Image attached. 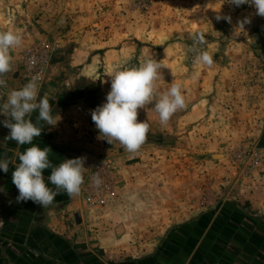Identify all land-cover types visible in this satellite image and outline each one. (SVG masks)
Here are the masks:
<instances>
[{
  "label": "crops",
  "instance_id": "obj_1",
  "mask_svg": "<svg viewBox=\"0 0 264 264\" xmlns=\"http://www.w3.org/2000/svg\"><path fill=\"white\" fill-rule=\"evenodd\" d=\"M241 30L249 36H238L235 46L250 49L252 63L264 65V21ZM19 33L22 46L11 50V71L0 77L5 81L0 103L27 83L20 74L22 54L46 43L31 32ZM54 43L57 49L38 89L59 121L43 125L33 144L49 146L56 166L85 157L84 183L79 195L62 192L45 208L31 200L17 202L12 173L19 154L32 145L5 140L10 129L2 121L10 118L0 115V159L11 161L7 173L0 169V264H264V72L188 78L190 108L183 120L192 128L185 138L192 141L193 127L200 123L201 147L192 155L197 166L178 167L182 154L163 153L151 135L136 153L101 138L91 119L97 99L78 90L80 80L97 75V58L66 37ZM224 101L242 113L225 131L217 114ZM244 145L251 146L258 163L238 162ZM207 155L220 159L201 160ZM100 157L111 160L118 183L104 205L89 207L82 190ZM50 174V169L43 172L54 187Z\"/></svg>",
  "mask_w": 264,
  "mask_h": 264
},
{
  "label": "rangeland",
  "instance_id": "obj_2",
  "mask_svg": "<svg viewBox=\"0 0 264 264\" xmlns=\"http://www.w3.org/2000/svg\"><path fill=\"white\" fill-rule=\"evenodd\" d=\"M250 9L255 8L248 4L236 7L227 0H0V30L17 29L23 34L31 32L42 37L46 42L42 46L50 47L47 50L49 63L46 74L52 52L57 49L53 44L58 38L66 37L86 47L89 54L97 58V75L93 81L80 80L78 90L96 98L100 106L106 102L111 88L110 76L115 71L138 66L150 58L162 65V78L157 81L161 93L176 82L182 84L185 96L190 82L188 78L197 72L199 75H262L264 65L252 63L253 59L247 57L250 49L235 46L239 43L238 36H249L247 31H240L239 21L245 17L250 19L251 22L243 29L264 21V17L250 13ZM218 13L230 16L231 23L217 20ZM197 32L205 34L206 43L199 46V50H207L213 56L212 67L194 63L190 34ZM245 50L248 53L242 58ZM24 54L19 72L23 76L26 75ZM225 103L223 110L217 113L224 131L242 114L233 111L232 105L225 106ZM154 104L155 101L138 109V122L145 117L149 124L147 138L155 137L161 144L160 151L165 154L174 150L182 154L183 157H177L178 167H186L187 162L197 166L196 157L192 155L200 152V123L193 127V140L187 136L186 142V129L192 128L186 127L183 120L190 108L189 103L186 102V108L176 112L166 125L160 123ZM250 147L244 145L239 148L238 162L254 161ZM98 159L109 160L106 157Z\"/></svg>",
  "mask_w": 264,
  "mask_h": 264
},
{
  "label": "clouds",
  "instance_id": "obj_3",
  "mask_svg": "<svg viewBox=\"0 0 264 264\" xmlns=\"http://www.w3.org/2000/svg\"><path fill=\"white\" fill-rule=\"evenodd\" d=\"M239 7L248 4L255 8V14L264 17V0H227ZM217 20L224 19L231 23L230 16L217 14ZM245 17L239 21V28L250 23ZM195 53L194 63L212 67L213 56L209 51H200L199 46L206 43L205 34L191 33ZM23 35L17 31H0V77L11 71V50L22 46ZM162 65L156 59H147L138 66L125 67L115 71L111 77V88L106 95V102L91 110V119L99 131L101 138L109 144L118 142L127 152L136 153L147 139L149 124L138 122V109L155 101L154 109L159 121L166 125L174 114L186 108V99L182 84L172 82L170 88L162 93L157 88V81L162 78ZM197 72L195 76H198ZM194 76V78H195ZM5 81L0 79V86ZM4 102L0 103V115L9 117L2 121L4 127L10 129L5 140L15 141L18 145H32L19 154V164L12 173V183L18 189L17 202L31 200L44 208L53 204L60 193L69 197L77 196L84 183L85 157L64 159L58 166L49 159L53 152L47 146L41 149L33 144L40 137L43 125L55 126L59 119L53 115L48 98L39 94L36 78H31L22 88L12 90ZM36 113L33 120V114ZM10 160L0 159V169L5 173L9 170ZM51 170L48 180L54 187L45 182L43 172ZM93 183L99 187L102 179L99 173L93 176ZM2 223V221H0Z\"/></svg>",
  "mask_w": 264,
  "mask_h": 264
},
{
  "label": "built area",
  "instance_id": "obj_4",
  "mask_svg": "<svg viewBox=\"0 0 264 264\" xmlns=\"http://www.w3.org/2000/svg\"><path fill=\"white\" fill-rule=\"evenodd\" d=\"M50 47L36 46L27 50L25 57V80L28 82L31 78H36L37 86L42 85L45 79L46 68L49 63L47 50ZM257 155H254V161L258 163ZM99 173L102 184L97 187L93 183V176ZM118 183V177L115 174V168L110 160L98 159L89 173L85 186L82 190L83 200L89 207H101L105 203V198L112 192Z\"/></svg>",
  "mask_w": 264,
  "mask_h": 264
},
{
  "label": "water",
  "instance_id": "obj_5",
  "mask_svg": "<svg viewBox=\"0 0 264 264\" xmlns=\"http://www.w3.org/2000/svg\"><path fill=\"white\" fill-rule=\"evenodd\" d=\"M201 159H211V160H213V161H216V160H218V159H220V156H215V155H207V156H204V157H202Z\"/></svg>",
  "mask_w": 264,
  "mask_h": 264
}]
</instances>
